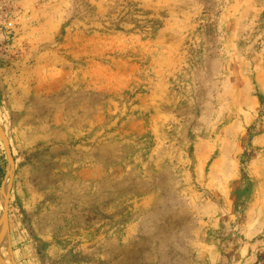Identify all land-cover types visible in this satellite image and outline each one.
I'll return each instance as SVG.
<instances>
[{"label": "rangeland", "instance_id": "obj_1", "mask_svg": "<svg viewBox=\"0 0 264 264\" xmlns=\"http://www.w3.org/2000/svg\"><path fill=\"white\" fill-rule=\"evenodd\" d=\"M0 166L12 264H264V0H0Z\"/></svg>", "mask_w": 264, "mask_h": 264}, {"label": "bare ground", "instance_id": "obj_2", "mask_svg": "<svg viewBox=\"0 0 264 264\" xmlns=\"http://www.w3.org/2000/svg\"><path fill=\"white\" fill-rule=\"evenodd\" d=\"M4 202H5V199L3 197L2 200L0 201V209H3ZM2 224H3L2 217H0V255L6 264H12L13 261H12V256L10 253V248L8 245V240L5 238V236L2 235V232H3L2 227L4 226V225L2 226Z\"/></svg>", "mask_w": 264, "mask_h": 264}, {"label": "trees", "instance_id": "obj_3", "mask_svg": "<svg viewBox=\"0 0 264 264\" xmlns=\"http://www.w3.org/2000/svg\"><path fill=\"white\" fill-rule=\"evenodd\" d=\"M2 170H3V169H2V167L0 166V173L2 172Z\"/></svg>", "mask_w": 264, "mask_h": 264}]
</instances>
